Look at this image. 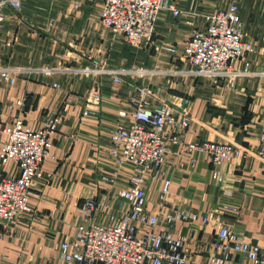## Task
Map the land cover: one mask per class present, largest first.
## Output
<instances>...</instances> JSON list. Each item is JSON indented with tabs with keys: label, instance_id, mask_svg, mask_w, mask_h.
Returning <instances> with one entry per match:
<instances>
[{
	"label": "crops",
	"instance_id": "crops-1",
	"mask_svg": "<svg viewBox=\"0 0 264 264\" xmlns=\"http://www.w3.org/2000/svg\"><path fill=\"white\" fill-rule=\"evenodd\" d=\"M73 1L24 0L17 10L6 7L0 29V64L62 68L103 61L114 68L181 70L176 75L143 80L154 85L156 97L189 111L190 122L181 140L229 141L250 152L220 164L219 181L212 176L213 165L204 153L195 152L196 161L191 163L192 154L170 145L162 165L145 173L147 207L160 216L175 215L171 228L186 239V264H205L221 224L264 248V163L254 154L264 118V77H237L228 83L195 76L188 73L194 66L179 57L177 48L191 31L184 17L194 16L195 23L203 27L199 13L231 1L239 6L244 29L257 39L253 34L264 31V0H174L186 15L175 17L168 10L161 11L149 47H134L112 35L99 18L101 0H81L76 10L71 8ZM169 46L176 49L172 52ZM251 66L264 69V52L252 55ZM137 82L140 79L124 76L121 83H114L109 75L85 76L65 70L51 75L21 74L13 85L0 81V127L17 114L6 108L16 98L24 99L19 115L32 128L61 114L50 156L42 163L44 177L32 191L34 219L0 225V264H72L61 258L58 243L74 233L85 197L96 200L92 216L96 221L107 223L125 213L126 201L102 176H114L125 184L138 172L136 165L118 163L109 153V131L127 122L119 111L131 109ZM92 87L99 89L97 104L88 102ZM86 108L90 112L84 115ZM12 168L6 166L3 173ZM165 179L170 187L163 194ZM190 212L206 216L208 221H192L180 214ZM240 261V255L232 259V263Z\"/></svg>",
	"mask_w": 264,
	"mask_h": 264
},
{
	"label": "built area",
	"instance_id": "built-area-1",
	"mask_svg": "<svg viewBox=\"0 0 264 264\" xmlns=\"http://www.w3.org/2000/svg\"><path fill=\"white\" fill-rule=\"evenodd\" d=\"M23 1L0 0V29L6 19L4 9L11 7L17 10ZM80 6L81 0H74L71 8L76 10ZM163 10H168L175 17L186 15L174 0H101L99 18L112 35L123 37L134 47H149L153 45L156 24ZM199 15L203 19V27L195 23L194 16L184 17L191 31L183 45L177 47L180 48L179 57L194 66L188 73L213 80L223 79L228 83L237 77H264V69H252L251 66L252 55L264 52V35L260 41L249 35L235 1ZM169 48L172 52L176 49ZM155 68L160 76L181 73L177 68ZM58 70L85 76L105 74L114 83H121L124 76L140 79L135 85L136 93L130 98L131 109L119 111L127 122L109 131L110 155L118 163L127 161L136 165L138 172L132 174L125 184H119L114 176H102L103 180L117 187V195L127 203L126 211L116 220L107 223L96 221L92 218L96 200L93 196L85 197L79 207L80 219L74 233L58 243L61 258L72 264H186L189 260L184 248L186 239L171 228L175 215L166 213L160 216L147 207L146 171L158 169L170 145L176 144L180 151L192 154L191 163L196 161L195 152L208 156L213 165L212 176L221 181L218 166L249 155L250 149L229 141L205 139L183 142L181 134L189 125V111L156 97L154 85L143 81L150 72L144 67L114 68L103 61L93 66L62 68L0 64V81L13 85L21 74L51 75ZM53 85L58 86L56 83ZM89 98V103L99 102L97 87L91 88ZM23 106V98L9 102L6 108L17 111V114L0 127V225L4 227L33 214L32 191L37 181L44 177L42 163L50 156L53 135L61 118V114L56 113L40 127L32 128L19 115ZM89 112L88 108L83 111L84 115ZM261 124L254 154L264 163V118ZM8 165L13 166L12 170L3 173ZM46 177L50 174L46 173ZM169 187L170 181L165 179L162 193H167ZM180 214L192 221L199 218L204 223L208 221L206 216L199 217L196 212ZM235 255L241 256L239 263H232ZM205 264H264V248L257 241L245 240L228 225L221 224Z\"/></svg>",
	"mask_w": 264,
	"mask_h": 264
},
{
	"label": "rangeland",
	"instance_id": "rangeland-1",
	"mask_svg": "<svg viewBox=\"0 0 264 264\" xmlns=\"http://www.w3.org/2000/svg\"><path fill=\"white\" fill-rule=\"evenodd\" d=\"M249 33H250V32H249ZM250 34H252V32H251ZM254 35H255V36H254ZM263 35H264V31H263V32H256V33L253 34V36H254L255 38H257L259 41L261 40V38H262ZM120 56H121V55H120ZM125 68H126V67H125ZM127 68H128V67H127ZM144 69H147V70L150 71V72H148V73L146 74V79H147V80H148V79H152V80H154V79H156V77L160 76V75L156 74V70H157V68H155V66L144 67ZM150 86H151V85H150ZM154 88H155V87H154ZM34 214H35V208H34V212H33V214L30 215L28 218H26L25 221H28V222L32 221V220L34 219Z\"/></svg>",
	"mask_w": 264,
	"mask_h": 264
}]
</instances>
